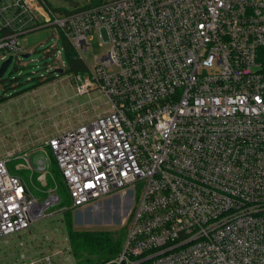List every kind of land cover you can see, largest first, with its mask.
I'll return each mask as SVG.
<instances>
[{
	"label": "built area",
	"instance_id": "1",
	"mask_svg": "<svg viewBox=\"0 0 264 264\" xmlns=\"http://www.w3.org/2000/svg\"><path fill=\"white\" fill-rule=\"evenodd\" d=\"M44 27L81 59L93 36L104 49L74 83L108 109L43 142L72 210L112 195L129 204L126 239L103 264H264V0H109L71 14L0 0V64ZM13 156L0 157V239L19 237L21 263L62 261L67 239L32 256L21 238L60 198L35 200L8 172Z\"/></svg>",
	"mask_w": 264,
	"mask_h": 264
},
{
	"label": "rangeland",
	"instance_id": "2",
	"mask_svg": "<svg viewBox=\"0 0 264 264\" xmlns=\"http://www.w3.org/2000/svg\"><path fill=\"white\" fill-rule=\"evenodd\" d=\"M54 5L64 6L60 0H49ZM82 5L92 0H78ZM105 1V0H104ZM98 4V2H97ZM65 7V6H64ZM104 36V33H102ZM19 42L27 49V58L14 59L3 78L0 80V96L8 97L13 92L31 88L36 82L39 84L27 91L16 94L0 104V157L5 154H14L6 164L11 175L22 179L30 195L38 202L44 201L48 191H53L60 198V202L49 207L46 217L36 222L31 232L37 234L38 240L29 241L28 245L35 250L51 251L54 245L61 248L69 245L66 232L68 218L73 232L86 234L90 251L100 250V245L92 243L97 233H108L119 241V249L126 239L130 222H127L129 204L117 195L106 197L83 209L72 210V201L68 190L63 183L52 152L43 146L46 138L56 131L86 121L94 115L108 109L106 98L97 91L82 96L76 95L74 75L69 73L52 74V68L59 65L60 59L65 63L61 38L56 36L52 27H44L20 36ZM90 47L82 55L88 68H92L94 57H99L104 49L99 46L100 41L93 36L88 41ZM49 50L50 53H46ZM19 62H18V61ZM53 75V76H51ZM28 152L29 161L21 157ZM19 164L33 166V170ZM44 166L46 175L42 181L37 167ZM137 193L131 208L135 207ZM36 227V228H35ZM29 232L23 233V239L29 237ZM65 233V234H64ZM52 237V240L49 239ZM47 238V239H46ZM73 249V243L70 245ZM18 251V247L15 249ZM64 250L62 261L56 258L51 264H76L77 260L72 252ZM17 253V252H16ZM68 259V260H64ZM14 264L21 263L19 260ZM9 264V263H5Z\"/></svg>",
	"mask_w": 264,
	"mask_h": 264
},
{
	"label": "trees",
	"instance_id": "3",
	"mask_svg": "<svg viewBox=\"0 0 264 264\" xmlns=\"http://www.w3.org/2000/svg\"><path fill=\"white\" fill-rule=\"evenodd\" d=\"M109 0H92L91 3L82 5L78 0H60V3L64 6L54 5L49 0H44L46 6L50 8L53 12L58 14H71L75 11H79L82 9H87L90 7L97 6ZM98 2V4H97ZM63 44V52L65 56V70L64 73H69L72 75H84L87 71V66L84 61L77 56L73 48L70 44L64 39L61 38ZM53 76V75H51ZM39 83L36 82L35 85L31 86V88H26L24 90H19L17 92H13L10 96H0V104L4 102L6 99L19 94L21 92L27 91L36 87ZM64 183V181H63ZM69 221L71 219L68 218L66 225V232L69 238L70 244L73 243V250H71L73 256L76 258V264H103L108 260L116 257L120 250L119 249V241L117 238H113L108 233H97V236L94 238L92 247L94 244L97 246L100 245V250L98 251H90V247L88 246L89 240L85 236L86 234L81 232H73L72 228L69 226ZM94 248V247H93Z\"/></svg>",
	"mask_w": 264,
	"mask_h": 264
},
{
	"label": "crops",
	"instance_id": "4",
	"mask_svg": "<svg viewBox=\"0 0 264 264\" xmlns=\"http://www.w3.org/2000/svg\"><path fill=\"white\" fill-rule=\"evenodd\" d=\"M79 124V123H78ZM78 124L72 125V126H76ZM70 126V127H72ZM46 140V139H45ZM28 235L29 237L26 240L27 242L31 240L32 234L35 232H31L28 231ZM23 239V234L22 237ZM19 240L18 236H10L7 237L6 239H0V264H5V263H9V264H14L13 261H17V254L19 253V249L18 251L15 250L17 248V242ZM29 246V250L32 256H34V254H36V252L34 251V248ZM17 252V253H16Z\"/></svg>",
	"mask_w": 264,
	"mask_h": 264
},
{
	"label": "water",
	"instance_id": "5",
	"mask_svg": "<svg viewBox=\"0 0 264 264\" xmlns=\"http://www.w3.org/2000/svg\"><path fill=\"white\" fill-rule=\"evenodd\" d=\"M29 54H24L22 57L27 58ZM12 63V56H8L3 62L0 64V80L3 78L5 72L7 71L8 67ZM54 73L60 74L62 70H55Z\"/></svg>",
	"mask_w": 264,
	"mask_h": 264
}]
</instances>
